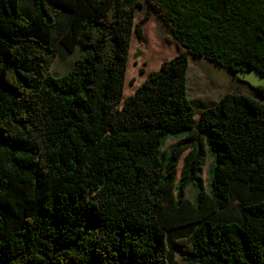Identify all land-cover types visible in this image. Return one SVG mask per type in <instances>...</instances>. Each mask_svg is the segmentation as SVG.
Returning <instances> with one entry per match:
<instances>
[{
	"label": "trees",
	"instance_id": "16d2710c",
	"mask_svg": "<svg viewBox=\"0 0 264 264\" xmlns=\"http://www.w3.org/2000/svg\"><path fill=\"white\" fill-rule=\"evenodd\" d=\"M28 1L0 0V264H264V104L195 112L185 77L189 55L264 76V0H145L178 53L129 95L140 0Z\"/></svg>",
	"mask_w": 264,
	"mask_h": 264
},
{
	"label": "rangeland",
	"instance_id": "374dc122",
	"mask_svg": "<svg viewBox=\"0 0 264 264\" xmlns=\"http://www.w3.org/2000/svg\"><path fill=\"white\" fill-rule=\"evenodd\" d=\"M29 3L30 2H27V0H21L20 5L25 9ZM140 3L141 8L136 9L134 22L139 21L145 16L147 17V21L142 25L143 42L139 43L134 32L131 37L123 95L131 94L141 81L147 77L146 75L149 71L155 70L162 61L170 59V57H173V55L178 52L174 44H169L165 41V36L170 34L169 29L150 9L145 0H140ZM21 7L19 6V9L23 15H28L30 12H33L34 8L33 5L26 10H22ZM135 51L138 52V55H135ZM77 56V50L70 53L66 58H60L57 56L51 64L50 74L53 77L62 76L72 67ZM197 61L200 62V64H195ZM189 64L193 68L195 66L199 67V75H201L200 79L202 77L207 79V81H210L212 78L216 83L215 86L218 85L221 91L237 93L243 90L248 91L246 87H243L245 85L244 82L247 83V85H245L247 88H249V84L264 88V76H260L254 71L234 75L236 77L235 79L232 78V75L227 69L219 67L217 64H214L212 61L203 57L191 56L189 58ZM217 69L226 72L227 75L229 74V78L221 74ZM203 83H200V87ZM256 94L257 96L262 97L258 93ZM253 95L255 96V94ZM261 102L264 104V96ZM172 143V139H168L164 143V152L171 147ZM160 157H162V155H160ZM210 167L211 158L207 155L204 166L199 172L206 192H209L211 187ZM185 194L190 200H193L194 190L192 188H187ZM174 261L178 264H187V262L182 260L177 254Z\"/></svg>",
	"mask_w": 264,
	"mask_h": 264
},
{
	"label": "crops",
	"instance_id": "0c3cea01",
	"mask_svg": "<svg viewBox=\"0 0 264 264\" xmlns=\"http://www.w3.org/2000/svg\"><path fill=\"white\" fill-rule=\"evenodd\" d=\"M190 57L191 56L189 55L188 56V65H187V70H186V76H185L186 77V93H187V98L190 101L193 109L195 110V112H198L201 109H204V108H207V107L214 105L218 101V99L223 94L227 93L228 91L227 92L221 91L218 85L215 86L216 83L212 78L210 81H207V79H204L202 77L200 79L201 75H199V67L195 66L193 68L190 66V64H189V58ZM170 58H172V57H170ZM195 64H200V62L197 61V63H195ZM159 65H158V67H159ZM217 70L219 72H221V74H223L224 76L229 78V76H228L229 74L227 75L226 72H224L220 69H217ZM229 73L232 75V78L236 79V77L230 71H229ZM144 79H146V77ZM200 83H203L201 87H200ZM244 84L247 85L246 82H244ZM245 85L243 87H246V89H248V91L243 90V91H240L239 93L246 94L250 97H253V98H256V99H259L260 101H262L263 97L257 96V94H256L257 92L253 89L252 85L249 84L248 85L249 88H247V86H245ZM253 94H255V96ZM168 139L173 140V143L171 144V147H172L177 141H179L182 138H167L164 141V143ZM236 202H238V201H236ZM175 257H176V255H175ZM175 257H174V259H175Z\"/></svg>",
	"mask_w": 264,
	"mask_h": 264
}]
</instances>
